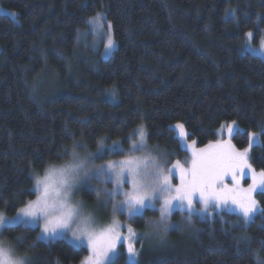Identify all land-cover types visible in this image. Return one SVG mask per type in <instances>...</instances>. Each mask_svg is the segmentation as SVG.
Returning a JSON list of instances; mask_svg holds the SVG:
<instances>
[{"label":"trees","instance_id":"16d2710c","mask_svg":"<svg viewBox=\"0 0 264 264\" xmlns=\"http://www.w3.org/2000/svg\"><path fill=\"white\" fill-rule=\"evenodd\" d=\"M0 212L36 196L33 174L82 141L126 140L143 125L147 141L185 154L171 127L205 146L234 121L238 150L264 171V59L245 51L264 33V0H0ZM102 12L116 47L83 57L79 32ZM81 53V54H80ZM264 209V191L254 196ZM235 213L205 221L171 253L139 264H257L264 261V212L245 227ZM138 228L143 216L134 218ZM37 227H5L30 264H78L87 254L65 239L40 240ZM249 237L243 240L241 237ZM17 237H23L18 240ZM111 264H134L119 256Z\"/></svg>","mask_w":264,"mask_h":264},{"label":"snow or ice","instance_id":"6c2138e0","mask_svg":"<svg viewBox=\"0 0 264 264\" xmlns=\"http://www.w3.org/2000/svg\"><path fill=\"white\" fill-rule=\"evenodd\" d=\"M102 18L104 14L97 13L90 18V22L100 27ZM107 26L109 30L112 28L110 21ZM246 35L251 37L253 34L249 32ZM113 45L114 41L109 32L106 47L110 49ZM261 49L264 50V40H261ZM234 126V121L227 125L229 136ZM175 129L179 130V138L188 135L183 124H176ZM132 135L139 139L132 143L130 152L141 151L146 155H129L122 160L90 166L92 160L105 151H122L118 141L113 142L110 147L103 146V141H100L98 153L89 154L87 159L81 158L73 150L70 163L60 167H48L42 177L34 173L33 191L38 193L36 198L28 200L15 216L9 217L0 213V235L5 227L23 224L25 227H40L38 239H68L74 245H83L86 242L90 255L85 257L82 264H111V257L116 254L117 245L122 241L127 242L129 258L135 257L137 250L132 240L136 233L131 226L127 227L128 235L124 236L120 231L124 225L114 217L109 225L96 228L93 226L92 214H85L83 203L74 201L73 190L93 177L113 183V188L103 189L112 200L113 213H127L132 218L142 216L148 208L158 210L159 220L149 223L161 238L171 227L169 217L175 210L187 212V219L190 221L194 213L206 212L213 206L227 209L235 211L240 217L236 223L242 222L245 227L254 220L258 212H264L252 195L257 188L264 189V171L257 178L255 170L248 162V153L256 142V134L249 133L250 147L243 151L237 150L230 139L209 143L203 149H195L193 141L189 145L193 151L190 167L187 168L180 161H176L171 168L167 167V153H161L159 157L152 156L147 148L146 132L142 126ZM245 169L252 174V184L241 188L240 176L245 174ZM176 170H179L180 183L173 185L172 179ZM228 177H231V185L226 181ZM126 183L131 185L129 190L123 187ZM96 191L99 197L101 189ZM117 196L122 199L117 200ZM197 201L202 205L199 209L195 207ZM17 239L22 240L23 237ZM241 239L250 238L244 236ZM257 261L258 264H264L258 255ZM0 264H28V258L16 256L15 248L6 240H0Z\"/></svg>","mask_w":264,"mask_h":264},{"label":"rangeland","instance_id":"374dc122","mask_svg":"<svg viewBox=\"0 0 264 264\" xmlns=\"http://www.w3.org/2000/svg\"><path fill=\"white\" fill-rule=\"evenodd\" d=\"M0 13L8 14L11 17L16 18V15H13V13L15 12L4 8L3 6H1V4H0ZM99 13H102V12H99ZM107 22L108 21L106 20L105 15H104V18H102L100 22L101 23L100 27H97L96 25L92 24L89 19L87 22L86 28L79 32L78 38H79V43L81 44V48L83 49L82 51L83 57H86L88 56L89 53H91L97 59H106L112 54V52L114 51L116 47V42L112 36L113 41H114L113 47L110 49L106 47L109 32L112 35L111 29L109 30L107 26ZM261 40H264V33L262 37L260 38V40L258 41V43L256 44L252 42V37L247 36V42L244 45L245 51L264 59V50L261 49ZM232 122L233 121L223 124L216 132L218 136L217 139L209 143H216L217 141H222V140L227 141L230 139L231 143L233 144L232 136L234 132L240 128L235 123L233 132L231 136H229L227 132V125L232 124ZM176 124L178 123L172 124L171 127L174 129L178 137L179 130L175 129ZM141 126L144 128L143 125L138 126L129 134V136L126 137V140L111 141V140L105 139L103 141V146L110 147L113 144V142L118 141L120 142V148L122 149V151H115V152L105 151L102 154L97 155L96 158L92 160L90 166H99L101 164H105L107 161L122 160V159L127 158L129 155H134V156L146 155V153L141 152V151L130 152L132 143L135 140L139 139L138 136H134L132 134L135 130H137ZM253 134H256L257 139H256V142L252 144V146L259 142L260 133L253 132ZM128 137H131V139H128ZM178 139L180 143L179 147L183 151H185V154L182 156H178L177 152L175 151H167V149H162L156 145L149 144L147 141V136H146V144L152 156L159 157L161 153H167V156H166V159L168 161L167 167L171 168L176 163V161H180V163L186 168L190 167V161L192 159L193 148L189 147V145H192L193 140L188 139V136L183 137V138L178 137ZM205 146H197L196 143L194 144L195 149H203L205 148ZM100 147H101L100 143L94 148H91L88 146V144L82 141H77L75 144H73L71 148L68 149L66 156L60 162L48 165L42 172L38 173V175L42 177L45 173V170L48 167H51V166L60 167V166L70 163L72 161L73 150H75L81 158L87 159L89 154L98 153ZM249 147H250V137H249L248 148ZM239 151H243V150H239ZM248 162H249V158H248ZM255 173L257 174V178H258L260 172L255 171ZM226 181L231 185V177L226 178ZM179 183H180L179 170H176V174L173 176V179H172V184L178 185ZM250 184H252V174L248 169H245V174L243 176H240V187L247 188ZM113 186L114 185L112 182H107L103 179H98V178L93 177L90 180L83 181L80 185L77 186V188L73 190L74 201H81L83 203V210L85 214H88V213L92 214L94 218V225H93L94 227L96 228L105 227L109 225L112 222L113 218L115 217V219L119 220L120 223L124 225V227L120 229V231L122 232L124 236L128 235V231H127L128 226H131L133 230L135 231L136 236L133 238L132 242L134 244L135 249L137 250V255L130 259L127 253V242L122 241L121 243L117 245L116 254L111 257V261H113L119 256H123L127 262L139 264L144 254L153 255V254H158V253H171V252L177 251L178 248L182 247L183 244L187 240H190V238L195 236V233L197 229L201 226L202 222L212 221L215 217H220L223 213L224 214L225 213L227 214L235 213L236 215H238L235 211H229L227 209H223V210L217 209L213 206V207H210L206 212L194 213L191 217V220L189 221L187 219V215H188L187 212H181L179 210H175L169 217V223L171 227L168 229L167 233L163 236V238H161V235L155 232L153 229V226L149 223V221L159 220L160 213L158 210L148 208L143 212L142 216L144 217L145 223L142 228H138L134 224L135 217L129 218L127 213H120V212L113 213L112 200L103 191V189L105 188L111 189L113 188ZM123 187L125 190H129L131 185L126 183ZM97 189H101L99 193V197L97 196V191H96ZM260 191H264V189L257 188V190L253 192L252 194L253 197L255 196L257 192H260ZM37 194L38 193H36V195ZM35 198L36 196L33 199ZM116 199L119 200V199H122V197L117 196ZM24 206L25 205H23L22 207ZM195 207L199 209L202 207V205L197 201L195 204ZM157 208H158V205H157ZM230 208H234V206H230ZM18 210L14 214H11V215H7L4 213L3 214L9 217L15 216L17 215ZM37 228L39 229V233H40L41 231L40 227H37ZM145 233H149V235H145ZM57 239H61V238H57ZM0 240H6V239L2 235H0ZM40 240H45V239H40ZM51 240H54V239H51ZM65 240L69 242L68 239H65ZM6 241L15 248L16 256L28 258L27 255L21 254L17 251L16 246L13 242H10L9 240H6ZM70 244L74 245L73 243H70ZM74 246L86 248L87 254L85 257L90 255V251L86 246V242L83 245L77 244ZM85 257L83 258L82 261H84ZM82 261H80L78 264H82ZM260 261L264 262L261 258H260ZM256 262L258 264L257 260ZM28 264H30L29 258H28Z\"/></svg>","mask_w":264,"mask_h":264}]
</instances>
